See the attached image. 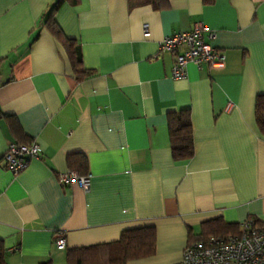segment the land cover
<instances>
[{
    "label": "crops",
    "instance_id": "0c3cea01",
    "mask_svg": "<svg viewBox=\"0 0 264 264\" xmlns=\"http://www.w3.org/2000/svg\"><path fill=\"white\" fill-rule=\"evenodd\" d=\"M58 0H0V264H66V253L152 227L155 253L126 264H178L202 226H264V0H61L54 20L87 75L44 27ZM203 25L221 69L189 64L172 80L158 44ZM144 27L147 36H144ZM189 109L193 157L176 162L167 116ZM40 158L17 176L8 144ZM86 160L88 188L60 185L67 157ZM62 236L65 248L55 246Z\"/></svg>",
    "mask_w": 264,
    "mask_h": 264
},
{
    "label": "built area",
    "instance_id": "2783aa9c",
    "mask_svg": "<svg viewBox=\"0 0 264 264\" xmlns=\"http://www.w3.org/2000/svg\"><path fill=\"white\" fill-rule=\"evenodd\" d=\"M144 36H147L145 27ZM214 38L213 31L199 24L188 32L175 33L161 40L158 44L159 53L173 56L170 78H185L189 64L196 68L204 65L210 70L223 68L224 55L210 46ZM39 158L40 152L35 144L10 143L2 154L1 161L7 172L17 176L31 161ZM58 183H77L85 191L88 188V177L81 178L75 172L66 171L59 175ZM239 229L240 233L236 236H209L188 244L178 264H264V226L257 227L251 220H246L239 224ZM55 246L58 250L65 248L62 236L56 237Z\"/></svg>",
    "mask_w": 264,
    "mask_h": 264
},
{
    "label": "trees",
    "instance_id": "16d2710c",
    "mask_svg": "<svg viewBox=\"0 0 264 264\" xmlns=\"http://www.w3.org/2000/svg\"><path fill=\"white\" fill-rule=\"evenodd\" d=\"M60 2L61 0H58L44 16L43 25L64 48L74 74L80 79L87 75V72L82 68L79 51L75 46L69 48L70 40L63 35L54 20V11ZM168 2L169 0H152V6L154 9L161 10L167 7ZM213 2L214 0H202L204 5H210ZM254 117L259 132L264 134V95H258L255 98ZM167 127L172 159L176 162L190 160L194 155V147L189 109L169 113ZM67 165V171L75 172L81 178L88 177L84 156H68ZM250 220L252 224L259 227L257 221ZM239 233V225H228L221 219H216L202 226V233L198 240L209 236H236ZM155 243L156 233L152 227L127 230L120 234L116 242L69 250L66 253V264H126L129 261L145 259L154 255Z\"/></svg>",
    "mask_w": 264,
    "mask_h": 264
}]
</instances>
